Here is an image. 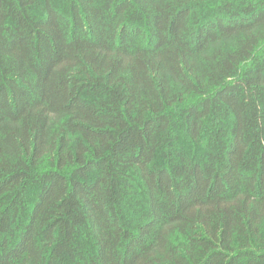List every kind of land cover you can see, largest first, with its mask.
<instances>
[{
  "label": "trees",
  "instance_id": "1",
  "mask_svg": "<svg viewBox=\"0 0 264 264\" xmlns=\"http://www.w3.org/2000/svg\"><path fill=\"white\" fill-rule=\"evenodd\" d=\"M0 264H264V0H0Z\"/></svg>",
  "mask_w": 264,
  "mask_h": 264
}]
</instances>
